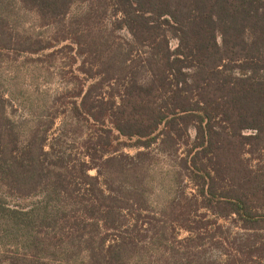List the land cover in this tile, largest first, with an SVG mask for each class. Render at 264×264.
<instances>
[{"label": "trees", "instance_id": "obj_1", "mask_svg": "<svg viewBox=\"0 0 264 264\" xmlns=\"http://www.w3.org/2000/svg\"><path fill=\"white\" fill-rule=\"evenodd\" d=\"M0 264H264V0H0Z\"/></svg>", "mask_w": 264, "mask_h": 264}, {"label": "rangeland", "instance_id": "obj_2", "mask_svg": "<svg viewBox=\"0 0 264 264\" xmlns=\"http://www.w3.org/2000/svg\"><path fill=\"white\" fill-rule=\"evenodd\" d=\"M29 22H30V21H29ZM44 30H49V29H44ZM175 43H176V42L173 41V42H172V45L174 46ZM60 61H61L60 63H62V64L65 63V61H63V60H60ZM71 148H73V152H74V153H78V152H80V149L78 148L77 145H72ZM256 161H257V160H255L254 163H255ZM92 173H94V171H92Z\"/></svg>", "mask_w": 264, "mask_h": 264}]
</instances>
